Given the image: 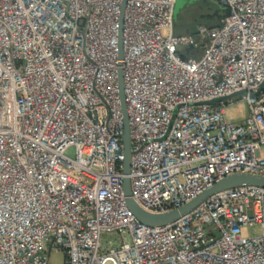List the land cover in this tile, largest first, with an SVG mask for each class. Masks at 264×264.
<instances>
[{
    "label": "built area",
    "instance_id": "2783aa9c",
    "mask_svg": "<svg viewBox=\"0 0 264 264\" xmlns=\"http://www.w3.org/2000/svg\"><path fill=\"white\" fill-rule=\"evenodd\" d=\"M219 2L220 26L187 37L176 0H0V264H264V189L216 193L162 227L122 192L119 72L141 210L264 178V0ZM238 93L248 116L231 124ZM126 231L101 252V233Z\"/></svg>",
    "mask_w": 264,
    "mask_h": 264
},
{
    "label": "water",
    "instance_id": "95a60500",
    "mask_svg": "<svg viewBox=\"0 0 264 264\" xmlns=\"http://www.w3.org/2000/svg\"><path fill=\"white\" fill-rule=\"evenodd\" d=\"M187 2V0H176L174 13H173V19H175L176 14L178 13L179 9L182 8V6ZM124 7V2L122 5V8ZM119 95L121 99V106L123 111V135L121 138L122 147H123V162H122V174L124 175L123 181H122V192L125 197V203L127 209L130 211L132 216L135 218V220L147 227H162L165 225H168L170 223H173L174 221L178 220L182 216L186 215L187 213L194 210L196 207H198L202 202H204L207 198L210 196L220 193L226 190H231L238 187L243 186H252L264 189V178L253 176V175H247V174H234L227 176L220 180L219 182L213 184L211 187L206 189L204 192H202L199 196L191 200L190 202L184 204L183 206L171 210L169 212L163 213V214H149L141 210L136 203L131 199V193H130V184L128 179L126 178L128 172H129V166H130V154H131V141H130V135H129V125H128V119L125 114V107L123 103V95H122V81H121V74L119 72ZM244 93H238L233 95V97L241 96ZM227 100L226 98L222 100H218L215 102H220ZM211 102V103H215Z\"/></svg>",
    "mask_w": 264,
    "mask_h": 264
},
{
    "label": "rangeland",
    "instance_id": "374dc122",
    "mask_svg": "<svg viewBox=\"0 0 264 264\" xmlns=\"http://www.w3.org/2000/svg\"><path fill=\"white\" fill-rule=\"evenodd\" d=\"M214 7L207 0H187V2L179 9L175 19H173V34L175 36L196 37L197 28L203 26L209 28L214 25L213 19ZM198 39V38H196ZM200 54H196L199 58ZM233 105L225 108V115L231 124H240L248 116L247 105L238 102V97L233 98ZM264 157V148L261 150ZM67 158L73 159L75 157V150L73 148L67 150L65 153ZM252 236L259 234V228L253 227L248 230ZM124 236L127 242H130L128 232L118 234L117 232H103L100 234L99 243L102 253H107L110 249L118 248ZM50 264H63L62 254H52L49 259Z\"/></svg>",
    "mask_w": 264,
    "mask_h": 264
},
{
    "label": "trees",
    "instance_id": "16d2710c",
    "mask_svg": "<svg viewBox=\"0 0 264 264\" xmlns=\"http://www.w3.org/2000/svg\"><path fill=\"white\" fill-rule=\"evenodd\" d=\"M208 2H210L213 7H214V14H213V19L215 21L214 25H212L211 27H209L208 29H214L220 26V21L225 17V15L227 14V10L225 9V7H223L219 0H207Z\"/></svg>",
    "mask_w": 264,
    "mask_h": 264
}]
</instances>
